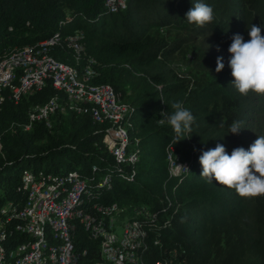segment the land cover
<instances>
[{
  "label": "trees",
  "instance_id": "16d2710c",
  "mask_svg": "<svg viewBox=\"0 0 264 264\" xmlns=\"http://www.w3.org/2000/svg\"><path fill=\"white\" fill-rule=\"evenodd\" d=\"M196 2L122 0V11L114 10L118 0L111 6L106 0H0V63L51 37L82 33V57L64 44L49 54L76 69L81 81L89 62H96V76L87 84L120 94L129 150L137 153L135 163L122 164L107 141V135L113 140V125L94 121L99 110L92 104H79L82 114L69 110L67 95L50 79L19 101L12 96L17 82L0 89V230L6 249L25 240L16 231L19 221L17 227L8 222L26 209L25 172L46 179L63 167L86 181L85 206L115 204L120 220L140 224L138 264H264V196L243 198L209 182L200 176L199 162L218 143L230 155L264 135V95L244 96L232 85L228 52L234 34L250 40L248 26L256 24L264 34V0H202L215 13L204 27L185 18ZM221 56L225 67L217 73ZM53 100L59 108L49 120L32 123L31 116ZM174 103L196 118L177 144L172 127L158 123ZM233 121L241 122L239 134L230 133ZM176 162L191 170L187 164L188 173L173 175ZM72 234L77 264H96L100 241L78 222Z\"/></svg>",
  "mask_w": 264,
  "mask_h": 264
},
{
  "label": "bare ground",
  "instance_id": "6f19581e",
  "mask_svg": "<svg viewBox=\"0 0 264 264\" xmlns=\"http://www.w3.org/2000/svg\"><path fill=\"white\" fill-rule=\"evenodd\" d=\"M114 1L116 0H106V5L111 6ZM118 1L122 4V0ZM71 36L51 37L40 42L36 47L30 48V54L29 48L11 54L9 58L0 63V70L7 69L8 77V82L0 83V89L12 88L14 83L17 82L18 86L12 90V96L15 101H19L20 97H25L29 92L35 93L41 91L45 82L49 79L52 80L54 88L67 95L69 110H75L82 114L83 108L79 104H86V106L87 104L94 105L99 110V113L95 112L96 116L94 121H109L113 125L109 133L110 137L121 145L119 148L112 149V155L118 158L122 164L128 162L131 164L135 163L137 153L130 152V139L122 124L127 109L122 104L120 94L116 93L110 87H99L95 85L91 87L90 84H87L88 80L95 75L93 66L96 65V62L93 60L89 62L86 67L85 79L81 81L76 69L57 62L50 56L49 51L51 47L64 44L73 49L78 57H82L83 53L67 43L71 40ZM13 64H18V66H12ZM28 71H30V76H27ZM26 77L27 80L25 79ZM34 77H37V80H34ZM37 82L40 83L38 88H36ZM116 100L117 107L114 110L112 105ZM58 108L57 101L53 100L41 108L37 114L32 115L30 120L32 123L42 120L48 121L49 115L53 114ZM30 128L31 126L27 129L29 130ZM176 163H172L171 168L177 169L180 175L185 172L181 173L184 168L178 165L185 166L189 170L187 164ZM27 175L30 176L24 178L25 180H29L30 177H35L33 174ZM25 182L29 190L26 209L8 219L12 220L17 218L19 225L16 231H19L18 233L24 236L25 240L21 244L16 245V248L6 249L8 243L0 230V264L79 263L76 244L72 234L75 229V222H78L86 231L90 232V237L93 240L100 241V260L96 264H117L118 254L126 255L128 251L133 250V245L134 260L130 264L140 263L135 252V242L143 235L141 227L140 234L137 232V227L140 224L129 222L128 220H120L118 217V209L116 213H103V211L117 208L115 204L108 207L97 204L92 207H87L89 205L85 206L84 195L87 189V183L78 174H71L67 178L57 176L55 178L49 175L46 179H39L41 186L53 187L46 188V193L41 196V204L45 205L42 208V214L39 220L34 217L37 216V206H30L28 208L30 194L36 191V182ZM33 205H40V198H33ZM8 213H10V210L7 211ZM89 217L92 221L100 223V236L117 241L108 245V252L111 256L107 253V247L103 244V241L91 235L90 221L87 220ZM28 227L32 228V237H28L26 233ZM40 244L41 247H39ZM67 253L70 256V261L66 257ZM125 263L121 262V264Z\"/></svg>",
  "mask_w": 264,
  "mask_h": 264
},
{
  "label": "clouds",
  "instance_id": "9594fccd",
  "mask_svg": "<svg viewBox=\"0 0 264 264\" xmlns=\"http://www.w3.org/2000/svg\"><path fill=\"white\" fill-rule=\"evenodd\" d=\"M185 18L190 24L204 27L214 22L215 13L210 5L197 0L185 14ZM248 34L250 40L247 42L239 33L231 38L228 52L230 53L229 67L234 77L232 85L244 96L249 93L264 95V34H262V28L256 24L248 26ZM216 65L217 73L224 69L222 56L217 57ZM171 107L174 111L171 114L160 113L162 118L158 123L163 125L166 121L172 127L176 134L175 144H177L180 141L178 139L180 134L192 131L196 118L181 103H174ZM221 126L223 127V123ZM229 128L231 134H239L243 129L239 121H233ZM170 156L172 157V153L169 152V158ZM199 162L203 169L200 176L207 178L209 182L215 180L220 185L234 189L243 198L264 196V135H259L249 149L237 147L230 155L226 147L218 143L215 148L203 151L199 156ZM189 167L191 170L190 165Z\"/></svg>",
  "mask_w": 264,
  "mask_h": 264
},
{
  "label": "built area",
  "instance_id": "2783aa9c",
  "mask_svg": "<svg viewBox=\"0 0 264 264\" xmlns=\"http://www.w3.org/2000/svg\"><path fill=\"white\" fill-rule=\"evenodd\" d=\"M114 10L124 11V3L116 4V9H114ZM67 43L70 46L76 47L77 50H79L81 53L84 54L85 47L83 44V34L75 33L74 35L71 36V40H69ZM31 47L32 46L27 47V48H29V54H30V48ZM12 66H18V64H13ZM27 76H30V71H28ZM25 79L27 80V77ZM34 80H37V77H34ZM6 82H8L7 69H1L0 70V83H6ZM27 85H29V83H27ZM39 85H40V83L37 82L36 88H38ZM31 95H34V92H29V96H31ZM21 99H22V97H20V100ZM107 141H108L111 149H116V148L121 147V145L117 144V142H115V140H110L108 135H107ZM170 159H171V156H170ZM23 181H35L36 182V191L31 192V194H30V204H29L28 208L30 206H37V216H34V217H36L39 220L41 217V214H42V208L45 205V204H41V196H42V194L46 193V188H53V187L41 186V184H39V177H30L29 180H22V183H23ZM33 198H40V205H33ZM116 211H117V208H113V209L108 210V211H103V213H107V212L116 213ZM0 215H4V214H0ZM145 216H148V215H145ZM149 218L153 219L155 217H149ZM87 220L90 221L91 235H94L96 239L102 240L103 244H105L107 247V253L110 254L108 252V245L112 242H117V241H112L111 238L100 236V223H96L95 221H92L90 219V217ZM8 221L13 222L15 224V226L17 227V218H14V219L8 220ZM137 232L140 234V226L137 227ZM26 233H27L28 237H32V228L28 227V231ZM39 247H41V244L39 245ZM110 256H111V254H110ZM66 257L70 261V256L68 253H67ZM132 260H134V245H133V250L128 251L126 255H119L118 254L117 264H121V262L130 263V262H132ZM160 264H162V263H160Z\"/></svg>",
  "mask_w": 264,
  "mask_h": 264
},
{
  "label": "rangeland",
  "instance_id": "374dc122",
  "mask_svg": "<svg viewBox=\"0 0 264 264\" xmlns=\"http://www.w3.org/2000/svg\"><path fill=\"white\" fill-rule=\"evenodd\" d=\"M77 33H79V32H77ZM116 103H117V100L112 105V108L114 110H116V107H117ZM129 145H130V143H129ZM44 167H46V166H44ZM187 170H188V168H184L181 173H184V172L186 173ZM171 172H172L173 175H180V173H178L177 169H175V168H171ZM25 174H24L25 176L23 175L22 178H27L28 176H30V175H27V174H33V173L26 171ZM71 174L76 175L77 173H71V172L67 173V170L65 168H63V167H60V169L57 172H54V171L51 172V176L52 177H55V176L60 177V175H62L61 176L62 178H67ZM3 209H7V207L3 208Z\"/></svg>",
  "mask_w": 264,
  "mask_h": 264
}]
</instances>
